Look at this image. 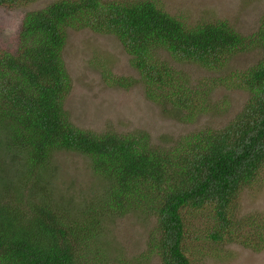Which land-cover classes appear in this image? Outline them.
<instances>
[{
    "label": "trees",
    "instance_id": "trees-1",
    "mask_svg": "<svg viewBox=\"0 0 264 264\" xmlns=\"http://www.w3.org/2000/svg\"><path fill=\"white\" fill-rule=\"evenodd\" d=\"M32 1L0 0V7ZM84 29L114 36L139 75L112 85L140 83L169 118L193 123L222 110L213 100L218 87L247 100L223 127L167 146L143 132L80 129L64 108L72 84L63 49L68 30ZM17 38L14 52L0 49V264H106L104 223L129 215L156 220L145 260L199 264L192 240L201 232L191 220L212 225L207 238L216 253L227 244L261 252L264 222L240 217L237 201L264 168V12L243 35L226 20L185 23L155 0H55L25 12ZM253 51L259 58L250 67L227 69ZM173 65L209 75L194 80ZM60 152L87 158L96 195L75 201L60 193Z\"/></svg>",
    "mask_w": 264,
    "mask_h": 264
},
{
    "label": "rangeland",
    "instance_id": "rangeland-1",
    "mask_svg": "<svg viewBox=\"0 0 264 264\" xmlns=\"http://www.w3.org/2000/svg\"><path fill=\"white\" fill-rule=\"evenodd\" d=\"M53 1L33 0L14 9L0 7V49L14 52L25 12ZM155 1L170 15L185 20V23L226 20L243 35L256 30L264 12V0ZM257 53L253 51L236 55L227 69L241 71L250 67L259 58ZM63 59L72 84L64 108L76 127L96 133L143 132L153 145L167 146L198 130L223 127L240 112L248 96L241 90L218 87L213 93V100L221 103L222 110L203 115L193 123H182L167 117L159 105L147 100L140 83H134L128 89L112 85L111 81L115 78L139 80L137 71L131 66L130 57L114 36L93 33L88 29L68 30ZM173 66L189 73L194 80L209 75L193 66ZM54 159L57 167L55 183L64 197L80 201L96 195L100 185L90 170L87 158L75 152H60ZM237 209L240 217L253 219L256 216L258 221L264 222V168L255 184L245 188L239 195ZM155 221L154 217H148L144 222L132 215L107 219L102 241L107 245L108 254L102 260L106 264H160L157 257L145 260L149 231ZM191 223L195 227L199 226L201 232V240H192L202 253H194L200 256L199 264H264V248L257 253L237 244H227L217 247L219 252L216 253V247L207 238L212 225L193 220ZM206 250H209L208 253Z\"/></svg>",
    "mask_w": 264,
    "mask_h": 264
}]
</instances>
